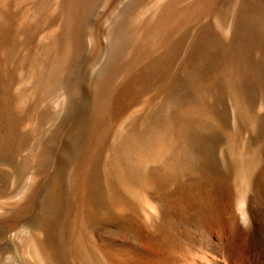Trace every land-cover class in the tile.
Masks as SVG:
<instances>
[{"label": "rangeland", "instance_id": "obj_1", "mask_svg": "<svg viewBox=\"0 0 264 264\" xmlns=\"http://www.w3.org/2000/svg\"><path fill=\"white\" fill-rule=\"evenodd\" d=\"M56 1L0 0V264H32L22 247L31 235L52 264H103L101 248L116 238L189 250L197 225L215 222L193 200L202 191L174 181L168 167L212 168L199 182L213 184L207 194L222 214L250 183L255 214L264 186V0H72L73 25L54 12ZM177 14L174 54L149 45L139 60L152 30ZM63 23L71 37L55 50L50 34ZM77 26L81 55L62 60ZM131 67L132 82L124 80ZM236 69L248 72L240 94L227 84ZM37 73L44 83L34 94ZM80 165L93 218L86 198L78 204ZM139 187L164 198L152 230L137 218ZM103 191L131 223L102 220ZM228 233L236 243L243 236Z\"/></svg>", "mask_w": 264, "mask_h": 264}, {"label": "bare ground", "instance_id": "obj_2", "mask_svg": "<svg viewBox=\"0 0 264 264\" xmlns=\"http://www.w3.org/2000/svg\"><path fill=\"white\" fill-rule=\"evenodd\" d=\"M73 8H74V3L72 0H70V8L65 5V0H57L55 5L53 6L54 12L59 11L60 15H62L63 13L65 16L64 19L67 20L70 25H73L76 21V13L72 14L71 12ZM179 20H180V14H177L175 19H171L170 17L165 18L164 22L156 26V28L152 30L154 34L152 41H150V44L146 45V47L143 49L142 52L140 51V53L137 56L138 59L139 60L146 59L147 57L146 50H148L147 48H150V46L154 51L166 50L168 52L167 56L171 57L177 49V44H176L177 42H174L171 33L173 29L175 30L176 27H178L179 24L177 23ZM70 25L67 26L65 25V23H63V28L61 26L58 29H55L54 32L50 34V37L53 38V41H51L50 44L52 48L57 50L61 46L63 40L65 39L69 40V37H71L70 31L72 29L69 27ZM50 37H48L49 40ZM73 44H74L73 47H71L72 45L67 46L65 51L66 53L63 54L65 57L61 54L62 60H65L66 58L68 59L71 58L70 53H72V51L74 55H77L79 53L78 47L84 46L85 44L84 31L81 30L79 26L76 27ZM79 55L81 54L79 53ZM79 57L80 56H78L77 58ZM75 62L76 61H73V63ZM243 65H246V62H243ZM133 66L135 67L136 65ZM134 67H131L127 72H125L124 80L125 78H127L132 82V80L135 78L134 71H132ZM59 68L60 67L58 66V62L54 61L51 67L49 68V70L47 71L48 77L50 79H54V76H56V74L59 73L58 72ZM245 73L248 72H244V71L240 72V70L236 69L233 70V72L228 76L227 84L229 83L231 84L230 88L232 89V92L236 94H240L242 93V91H244L242 88L244 87L243 84H245L244 81L246 80L244 78ZM115 74L118 73L113 71L107 79H109V81L111 82V80L115 77ZM249 76H252V73L247 74L245 77L248 78ZM36 79L37 81L33 89L34 94L38 89H40L41 84L44 83L40 73H37ZM61 103L62 102L59 101V104ZM50 151H51V147L45 148L44 154L46 155V157L50 155ZM43 157L46 158L44 155ZM78 168L79 170H77L76 174H74V176L76 177H73L75 178L76 181L75 188H76V194L79 199L78 204L81 205L82 200L86 198L87 205L85 206V211L87 213V217L93 218L95 216L94 215L95 204H93L92 202L93 200L90 201L91 190H90V186L88 185L89 183H85L86 170L84 171L85 168L84 165H80ZM166 174L169 177L173 178L174 181H179V180L181 181V179L184 178L185 181L184 185L192 188L193 190L195 189L198 191L199 190L202 191L201 192L202 195L196 197V199L193 200L196 201L198 210L200 209L201 211L199 213L201 214L203 212L207 213L209 215L208 217L212 218L215 224L212 225L211 223L212 225L211 227L210 224L209 226L207 224L201 225V223L200 225H197L196 228L198 229H196L195 233L193 234L192 240H190L189 242V246H190L189 250H186L185 249L186 247H184V249H182L181 251L178 250L176 251L174 249L172 250L167 248L166 246L164 248L162 246L163 244H161L162 242H159L157 240L154 241V239L153 240L141 239L137 241L134 239L127 240V239L116 238L101 248V255L104 260L103 264H264V186L262 187L261 206L258 208L255 214H252V211L250 210V203H251L250 183L241 184V186L236 190L237 193L234 201L233 202L231 201L232 204L230 205L231 207L229 206L230 208L229 212L226 214H222L220 213L221 212L220 209L219 212L218 208L216 209L212 206L214 200H212V198H210L211 196L207 194V192L212 188L214 191L215 188L213 184L199 182L202 180V177H204L205 175L207 176L211 174H216L212 168L204 166L200 168L198 167L195 170H191V169L177 170L174 167H168L166 169ZM156 181H160V179H157ZM243 188L246 190L245 195L241 194V190ZM103 192H104V194L102 195L103 203H100L102 205L104 204L102 210V220L105 221L110 226L111 225L118 226L120 223L123 222V220L128 221L127 218L125 219L124 217H122L123 215L122 210L116 209L118 207L116 208L114 207L115 203L118 202L117 201L118 199L116 201L113 199L112 192H108V193H106L105 191ZM138 194L140 196L139 197L140 200L139 202H137L136 207L139 208L141 212V216L140 217L137 216V218H140L142 222L148 223V226L150 228V226L152 225V221L158 218L159 208L161 207L164 198L162 196L152 195L153 193L148 194L146 191L143 192L141 187H139V192L137 193V195ZM20 198L21 196L19 197V199ZM80 210L81 209H79V213ZM131 222L132 221L130 222L128 221V223ZM152 226H151V230H152ZM231 228H233L234 232L240 231L241 233H243L242 239L238 243L232 240L231 238L232 236L230 234L231 232L228 233L229 229L231 231ZM156 232L157 231H155V233ZM42 245L38 237H36L35 235H31L29 240L24 244V246H22L25 247L24 250L26 251V253L25 252L23 253H25L28 257V260L29 259L32 260L34 264H52L53 258L51 261V259L47 254L48 251L46 252L45 251L46 249H43Z\"/></svg>", "mask_w": 264, "mask_h": 264}]
</instances>
